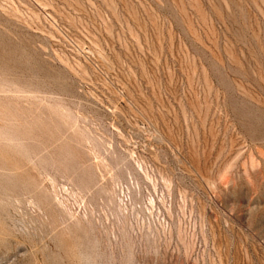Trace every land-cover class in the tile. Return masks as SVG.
<instances>
[{"label":"rangeland","instance_id":"1","mask_svg":"<svg viewBox=\"0 0 264 264\" xmlns=\"http://www.w3.org/2000/svg\"><path fill=\"white\" fill-rule=\"evenodd\" d=\"M0 264H264V0H0Z\"/></svg>","mask_w":264,"mask_h":264}]
</instances>
